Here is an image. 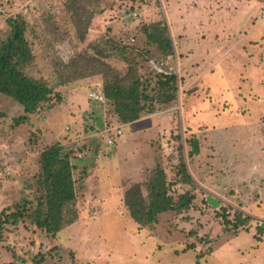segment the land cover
Instances as JSON below:
<instances>
[{"label":"rangeland","instance_id":"374dc122","mask_svg":"<svg viewBox=\"0 0 264 264\" xmlns=\"http://www.w3.org/2000/svg\"><path fill=\"white\" fill-rule=\"evenodd\" d=\"M201 1L104 0L99 8L105 10L93 17L80 41L82 32L73 14L63 7L64 0H0V41L9 33L6 20L21 16L34 57L27 73L37 79L53 82L60 62L81 54L90 41H104L121 30L128 31L125 36L133 45L131 35L140 32L142 25L157 22L167 28L172 42L167 66L178 64L173 72L177 76L174 106L155 120L158 125L165 123L158 146L156 138L141 129L149 124L145 119L111 126L114 115L109 102L89 98L92 93L102 95L100 75L55 88L50 108L16 127L14 119L23 115V108L0 95V217L23 201H30L25 207H35L39 156L46 146L61 144L74 157L84 152L83 158L73 161L77 221L55 236L36 229L27 217L7 225L0 241V264H264V230L260 233L254 228L259 222L264 224V104L256 100L262 86L253 87L264 75V25L259 21L264 7L260 0V8L257 0ZM141 46H145L143 41ZM153 57H159L157 52ZM162 61L155 66L166 72L157 66ZM107 63L120 74L126 71L116 58ZM185 63L187 69L182 68ZM196 64L202 70L208 68L206 74L198 73L201 82L194 79ZM139 66L142 75L148 71L146 61ZM168 119L173 122L167 124ZM223 128L230 133L217 138L216 132ZM116 129L121 136L112 138ZM211 132L225 140L220 149L206 142L204 136ZM108 139L113 141L110 147ZM191 139L196 141L197 154L189 159ZM149 144L159 151L161 167L174 183L181 163L197 184L201 178L192 170L212 169L207 174L215 178L217 193L207 194L218 207L197 206L188 223L163 213L152 229L139 228L127 216L122 196L128 186L125 181L135 178V171L151 161ZM237 146L241 154L229 156ZM230 157L239 173L227 179L225 173L233 168ZM209 158L214 167L209 166ZM248 170L254 175L246 174ZM202 210L209 214L200 218L197 212ZM233 211L241 214V220L248 219L244 220L247 230L233 232L230 224H224L230 222ZM222 225L224 231H220Z\"/></svg>","mask_w":264,"mask_h":264},{"label":"trees","instance_id":"16d2710c","mask_svg":"<svg viewBox=\"0 0 264 264\" xmlns=\"http://www.w3.org/2000/svg\"><path fill=\"white\" fill-rule=\"evenodd\" d=\"M103 2L104 0H64L63 7L73 14L74 22L82 32L78 37L80 41H84L93 17L105 10L99 8ZM6 23L9 33L0 41V95L12 98L23 108V115L14 119L15 127L27 121L31 115L47 111L51 106L49 101L55 88L94 75L102 77L103 103L109 102L114 115L111 126L117 123L122 126L128 125L139 121L145 115L165 114L166 110L174 106L177 76L175 73L158 70L155 66L160 60L171 63L173 55L167 28L160 22L142 25L139 28L140 32L135 31L136 34L131 35L133 45L128 43L125 36H128V31L121 30L118 35L111 34L112 38L104 41H93L94 43L90 41L81 54L73 56L66 62H60L59 74L53 82L37 79L27 73L34 57L25 37V20L18 16L16 19H7ZM142 41L145 45L143 47ZM156 52L159 55L157 58L153 57ZM115 58L126 65L124 74L116 72L107 63L108 60ZM143 61H146L148 71L142 75L139 65ZM81 63L84 65L81 66ZM145 74L148 77H145ZM152 80L154 85L151 84ZM158 139L159 135H156L155 146H158ZM188 143L191 151L187 156L190 159L197 154L196 141L191 139ZM148 155L151 161L145 165L155 161L154 166L147 170L144 168L139 180L125 181L128 186L122 196V205L127 216L139 228L152 229L157 223L158 216L163 213H171L188 223L191 222L189 219L191 211L200 207H207L209 210L212 208L205 201L206 192L196 185L185 163L179 165L174 183L167 179L159 161L161 155L159 151L157 153V149H151V144ZM75 159L77 158L71 152H66L58 143L46 146L42 150L39 156L40 169L36 178V193L39 194L36 205L30 209L25 207L30 201H26L27 203L23 201L0 217V241L7 225L14 226L25 217L36 229L51 236H55L77 221L76 180L72 175L76 169L73 163ZM175 189H178V192ZM192 204L196 206L191 207ZM197 213L201 215L200 218L209 214L207 210ZM221 219L225 220L223 214ZM210 220L215 221L213 216ZM244 220L248 221L246 217L241 220V214L233 211L229 220L231 223L224 221V224H230L233 232L239 228L247 230ZM261 224L259 222L255 227L250 225V228L254 227L261 233L263 231L260 228ZM224 229L222 225L220 231ZM189 248L187 250H190Z\"/></svg>","mask_w":264,"mask_h":264},{"label":"crops","instance_id":"0c3cea01","mask_svg":"<svg viewBox=\"0 0 264 264\" xmlns=\"http://www.w3.org/2000/svg\"><path fill=\"white\" fill-rule=\"evenodd\" d=\"M203 1H206V0H202L201 2H203ZM211 1V0H210ZM209 1V2H210ZM259 0H257V6H258V8H260V6H259V2H258ZM201 2H199V3H201ZM206 2H208V0L206 1ZM260 2H261V6L262 7H264V0H260ZM210 4V3H209ZM201 5H203V4H201ZM208 5V4H207ZM254 21V19L252 20V22ZM262 24H263V22L261 21V20H259ZM264 25V24H263ZM174 29V28H173ZM176 29V28H175ZM175 31V30H174ZM179 38V37H178ZM253 44V46H254V44L255 43H252ZM254 49H256V48H254ZM226 52V51H225ZM254 58H255V60H259V57H255L254 55H252ZM189 62V61H188ZM178 65V64H177ZM191 65H193L192 63H191ZM187 67H188V65H187V63H185V64H183V66H182V68L183 69H187ZM190 68V67H189ZM194 74H196L197 75V77H195L194 79L195 80H197L198 82H201V77L199 78V74L198 73H202V72H204L206 69H208V68H205L204 70H202V68H203V66H199L198 64H196L194 67ZM185 71V70H184ZM255 71L256 70H254V73H255ZM207 73V71H205V74ZM262 75V74H261ZM254 77H256V76H254ZM263 79H260V80H256V83H255V85L253 86V87H255V88H257V87H259V85H261L262 86V89H259L258 90V92H256L257 93V95H259V96H257V98L258 99H256L257 101H258V103H260L261 105H263L264 103V75H263V77H262ZM197 87V86H196ZM195 87V88H196ZM208 89V88H207ZM194 91H197V89H195ZM193 91V92H194ZM260 97V98H259ZM244 100V99H243ZM163 114H157V115H152V116H148V117H143V118H141L139 121H136V123H139V122H142L141 120H143V119H145V121L147 120L148 122H149V124H148V126H144L143 128H141V129H144V130H146V131H148V132H150V134H151V138H153V137H155L156 138V135H159L160 136V133H162L163 132V129H164V126H165V123H162V125H158L157 123H156V121L155 120H157V119H160V118H162L163 116H162ZM165 115V114H164ZM144 122V121H143ZM169 122L171 123L172 121H171V119H168V122H167V124H169ZM135 123V122H134ZM225 128V127H224ZM224 128H223V131L222 130H218L217 132H224L223 133V135H221V133H217L216 132V136H217V138H226L227 137V134H229L230 132L228 131V132H226L225 130H224ZM139 130V129H138ZM211 130H216L215 129V127H213L212 126V128H211ZM207 131V134L209 133L208 131L209 130H206ZM201 134H203V133H201ZM218 134V135H217ZM205 138H206V142L207 141H209L208 142V144H209V146L210 147H214V148H221V146H222V144H224V141L225 140H223V141H221V140H218L217 138H215V133H213V132H211L210 133V135L207 137L206 135L204 136ZM204 144H207V143H205V142H203ZM239 146H237L236 148H234V147H232L234 150L231 152V155H229V156H235V155H237L238 156V153H240V149L238 148ZM207 154H209L208 153V151H207ZM241 154V153H240ZM227 155V154H226ZM198 156V155H197ZM199 157H197V158H195L196 159V161L200 164V159H198ZM230 159H231V157H230ZM228 160H229V158H228ZM211 161V159L209 158V162ZM201 162H203L202 160H201ZM208 162V161H207ZM221 162V161H220ZM230 162H232V159H231V161ZM229 162V163H230ZM209 166H213L214 167V164L212 163V161L209 163ZM236 165L232 162L231 163V166L230 167H233V168H231V169H229L230 171L228 172V170H227V173H225V177L224 178H229V174H231V176H230V178L229 179H231V178H234V177H232L233 175L234 176H236V173H239L238 172V169H234V167H235ZM143 170H144V166H141V167H139L138 168V170H137V172L135 171V174H136V176H135V178H133V179H127V180H129V181H137V180H139V178H140V176L142 175V172H143ZM206 170L207 169H205V168H203V169H198V170H192L193 172H195V173H197V178H201V181H200V184H197L196 183V181H195V183H196V185L198 186V187H200V188H202L203 189V191L204 192H206V195H205V197H207V196H210V195H208L207 193H209L208 191H213V192H215V193H217L216 192V189H214L215 187H216V180H215V178L212 180V178L213 177H211L209 174H207V173H210L211 171H212V169H210L211 171H207L206 172ZM241 171V170H240ZM202 172V173H201ZM204 172H206V173H204ZM220 172V171H219ZM221 174V177H223L222 175H223V173H220ZM246 174H253L254 175V172L252 171V170H248L247 171V173ZM240 176H243L242 174H239ZM252 175V176H253ZM258 177V176H257ZM126 180V181H127ZM230 182H233V180H231ZM218 188V187H217ZM197 199H198V194H197Z\"/></svg>","mask_w":264,"mask_h":264},{"label":"built area","instance_id":"2783aa9c","mask_svg":"<svg viewBox=\"0 0 264 264\" xmlns=\"http://www.w3.org/2000/svg\"><path fill=\"white\" fill-rule=\"evenodd\" d=\"M261 21L263 22V24H264V12H263V14H262V19H261ZM169 63H165V61H162V62H159L158 64H157V66L159 67V68H161V69H166L167 71V73H173V72H175V70H176V68H177V63H173V66L172 67H170V66H167ZM89 98L93 101V102H95V101H102V95L100 96L98 93H92V94H90L89 95ZM119 136H121V131L119 130V129H116L115 131H114V133H113V135H112V138H117V137H119ZM106 144H107V146H112V144H113V141H112V139H108L107 141H106ZM83 156H84V152H80V153H77L76 154V157L77 158H79V159H81V158H83Z\"/></svg>","mask_w":264,"mask_h":264},{"label":"water","instance_id":"95a60500","mask_svg":"<svg viewBox=\"0 0 264 264\" xmlns=\"http://www.w3.org/2000/svg\"><path fill=\"white\" fill-rule=\"evenodd\" d=\"M205 201H206V203H207V205H209V206H211V207H213V208H217L218 207V203L215 201V199L213 198V197H211V196H207V197H205ZM260 228L262 229V230H264V224H261L260 225Z\"/></svg>","mask_w":264,"mask_h":264}]
</instances>
